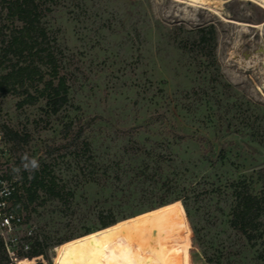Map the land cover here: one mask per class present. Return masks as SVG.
I'll return each mask as SVG.
<instances>
[{
    "label": "rangeland",
    "instance_id": "rangeland-1",
    "mask_svg": "<svg viewBox=\"0 0 264 264\" xmlns=\"http://www.w3.org/2000/svg\"><path fill=\"white\" fill-rule=\"evenodd\" d=\"M41 1L70 101L50 115L43 101L0 94V131L22 138L5 136V161L23 185L35 159L72 194L24 198L47 255L103 221L151 213L175 230L182 264H264L263 240L254 247L230 224L236 190L264 193V0ZM209 28L214 53L199 44ZM165 197L188 212L181 201L151 210Z\"/></svg>",
    "mask_w": 264,
    "mask_h": 264
},
{
    "label": "trees",
    "instance_id": "trees-1",
    "mask_svg": "<svg viewBox=\"0 0 264 264\" xmlns=\"http://www.w3.org/2000/svg\"><path fill=\"white\" fill-rule=\"evenodd\" d=\"M0 10L4 14L0 21V94L3 96H22L24 99L19 107L24 105H36L43 101L50 115H58L61 110L69 104L70 87L66 75L63 73L57 50L51 45L48 30L44 26L45 5L41 0H0ZM199 44L212 48L216 46V35L213 28L200 31ZM4 134L16 144L21 145L22 138L19 134L4 127ZM84 130L66 135L69 145L77 144ZM88 143L85 147L88 148ZM47 166L33 169L30 188H25L23 198L19 200L20 208L28 203L38 200L40 192L49 199H57L66 203L71 193L66 192V187H60L56 177ZM28 180V175L23 174ZM23 179V181H24ZM259 179L264 183V168L259 172ZM25 182V181H24ZM163 188L168 189V186ZM162 189V188H161ZM236 201L232 209L231 228L242 236L249 244L257 246L259 240H263L264 247V193L255 195L246 185L235 193ZM169 197L161 199L157 207L164 206L174 201H181L186 212L188 207L184 198L168 201ZM172 207H166L171 212ZM150 211V210H149ZM117 221H103L102 226L107 228L116 224ZM161 227L160 240L162 246L177 253L181 260V250L176 240L175 230L168 234L162 221H158ZM196 233V232H195ZM196 238L201 245V240L196 233ZM59 245L63 241L58 242ZM42 243H38L35 253L43 252ZM264 252V250H263ZM208 262V260L206 259ZM182 264V262H179Z\"/></svg>",
    "mask_w": 264,
    "mask_h": 264
},
{
    "label": "bare ground",
    "instance_id": "bare-ground-1",
    "mask_svg": "<svg viewBox=\"0 0 264 264\" xmlns=\"http://www.w3.org/2000/svg\"><path fill=\"white\" fill-rule=\"evenodd\" d=\"M187 1L191 6L204 4L203 0ZM56 253L55 264H179L180 260L177 253L162 246L151 213L64 242Z\"/></svg>",
    "mask_w": 264,
    "mask_h": 264
},
{
    "label": "built area",
    "instance_id": "built-area-1",
    "mask_svg": "<svg viewBox=\"0 0 264 264\" xmlns=\"http://www.w3.org/2000/svg\"><path fill=\"white\" fill-rule=\"evenodd\" d=\"M5 141L0 131V264H55L46 251L35 253L42 241L38 228L20 208L24 181L18 171L7 169Z\"/></svg>",
    "mask_w": 264,
    "mask_h": 264
},
{
    "label": "clouds",
    "instance_id": "clouds-1",
    "mask_svg": "<svg viewBox=\"0 0 264 264\" xmlns=\"http://www.w3.org/2000/svg\"><path fill=\"white\" fill-rule=\"evenodd\" d=\"M30 166H31L32 169H36V168L39 167V164H38V162L35 159H32L30 161ZM24 167L25 168H28L29 167V164H25Z\"/></svg>",
    "mask_w": 264,
    "mask_h": 264
}]
</instances>
